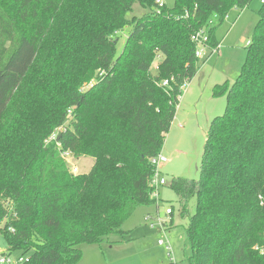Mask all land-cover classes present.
Wrapping results in <instances>:
<instances>
[{"label":"trees","instance_id":"obj_1","mask_svg":"<svg viewBox=\"0 0 264 264\" xmlns=\"http://www.w3.org/2000/svg\"><path fill=\"white\" fill-rule=\"evenodd\" d=\"M156 1L0 0V219L14 229L0 235L26 264H78L79 246L128 233L156 204L154 161L202 67L192 36L217 49L218 28L253 0ZM258 16L237 80L213 91L227 106L200 179L169 184L189 217L185 264H264V0ZM65 153L91 170L73 173Z\"/></svg>","mask_w":264,"mask_h":264},{"label":"rangeland","instance_id":"obj_2","mask_svg":"<svg viewBox=\"0 0 264 264\" xmlns=\"http://www.w3.org/2000/svg\"><path fill=\"white\" fill-rule=\"evenodd\" d=\"M162 1L167 8L174 7V0ZM262 1L253 0L243 11L233 10L217 30L216 38L220 43L217 51H205L200 58L202 67L187 84L164 140L161 154L167 161L159 166V173L167 184L158 189V205L138 208L122 227L128 233L113 234L99 245L79 246L82 258L78 264H185L189 217L182 215L183 206L169 184L178 177L200 179L211 123L225 114L227 106L226 93L215 95L213 91L226 82L229 90L237 80L247 58L248 42L253 39ZM145 13L135 6L134 16L142 17ZM128 32L126 29L119 34L118 53L126 43ZM156 72L154 65L152 73ZM65 160L75 174L88 173L94 164V159L73 153L65 156ZM194 206L195 201L189 207L191 214ZM171 207L174 215L167 216L166 210ZM159 218L165 222V227L160 225ZM160 240L165 244L160 245ZM6 246L0 236V248ZM167 246L171 247L170 252Z\"/></svg>","mask_w":264,"mask_h":264},{"label":"built area","instance_id":"obj_3","mask_svg":"<svg viewBox=\"0 0 264 264\" xmlns=\"http://www.w3.org/2000/svg\"><path fill=\"white\" fill-rule=\"evenodd\" d=\"M156 3L158 4L159 8H162L165 5L162 0H157ZM192 41L195 42L197 45V50H196V57L197 58L200 59L204 55L205 51H209L208 46L206 45V43L208 41V35L205 33L204 30H200L196 34H194L192 36ZM250 44H251V42H248V46ZM217 49L213 50V52L215 53L217 51ZM187 84L188 83H186L182 89L183 94L185 92ZM163 85L168 86L169 81L168 80L164 81ZM182 96H181V98H182ZM55 136L56 135H54L51 140H53L55 138ZM69 154L70 153H65L64 157L68 156ZM166 161H167L166 158L164 156H162V154H160L159 157L157 158V160L154 161V164H156L157 169H158L156 177L153 181V187H154L153 198L156 201V205H158V202H159V194H158L159 187L165 186L167 184L165 179L160 178V173H159V166L162 163H165ZM166 215L167 216L172 215V208H168L166 210ZM6 221H7V216L5 218L0 219V227L3 229L7 228V230L10 231V233H14V229L10 225L7 226ZM159 223L161 226L164 225V227H165V224H164L165 222L163 220H161L160 218H159ZM159 244L164 245L165 242L163 240H160ZM167 249L169 250V252L171 251L170 246H167ZM255 250L260 251L261 253H264V248H260L257 246V247H255ZM29 260H30L29 255H24L21 253L13 254V253L9 252L8 246H6L5 249L2 247L0 248V264H26L29 262Z\"/></svg>","mask_w":264,"mask_h":264}]
</instances>
